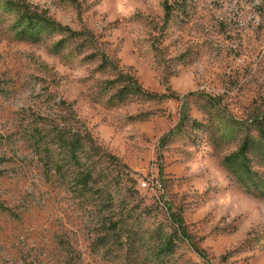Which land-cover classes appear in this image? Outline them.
Listing matches in <instances>:
<instances>
[{
	"label": "rangeland",
	"instance_id": "374dc122",
	"mask_svg": "<svg viewBox=\"0 0 264 264\" xmlns=\"http://www.w3.org/2000/svg\"><path fill=\"white\" fill-rule=\"evenodd\" d=\"M262 109L264 0H0V264H264Z\"/></svg>",
	"mask_w": 264,
	"mask_h": 264
},
{
	"label": "trees",
	"instance_id": "16d2710c",
	"mask_svg": "<svg viewBox=\"0 0 264 264\" xmlns=\"http://www.w3.org/2000/svg\"><path fill=\"white\" fill-rule=\"evenodd\" d=\"M169 8L170 5L168 4L166 9ZM168 15L169 12L167 11L166 17ZM121 101H123V98ZM246 127L247 130H249L250 127L255 129L259 141L256 142L249 135H246L242 145L238 148V150L226 156L224 158V162L229 163L230 166L236 164L241 166L243 168L242 173L245 175L243 179L251 183V186L246 184L248 186L247 189L258 195L264 196V109L256 111L251 116V120L246 125ZM56 133V139L59 141V143L64 145V148L67 150L70 158L76 163H79L76 156L78 149L85 154L83 162L79 164V166H82V178H79L81 181L78 182L81 187L85 189L91 180L94 166L92 165V162H89L88 158L91 152L98 150V146L95 144L93 138L90 136L86 128H84V130L81 131L77 136L72 134L69 129L66 130L65 127L57 129ZM121 167L130 174V170L127 165L122 164ZM244 183L246 182L244 181ZM147 186L148 185L146 182L145 187ZM177 227L180 230L179 227H181V224L179 223ZM181 231L180 232L182 235H185L183 234V228ZM199 255L201 254L199 253Z\"/></svg>",
	"mask_w": 264,
	"mask_h": 264
},
{
	"label": "built area",
	"instance_id": "2783aa9c",
	"mask_svg": "<svg viewBox=\"0 0 264 264\" xmlns=\"http://www.w3.org/2000/svg\"><path fill=\"white\" fill-rule=\"evenodd\" d=\"M141 184H142L143 187L146 186V182H144V181Z\"/></svg>",
	"mask_w": 264,
	"mask_h": 264
}]
</instances>
